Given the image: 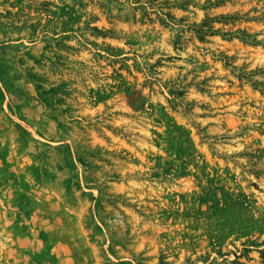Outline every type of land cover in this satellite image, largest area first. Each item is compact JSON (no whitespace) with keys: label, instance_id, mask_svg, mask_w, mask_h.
Instances as JSON below:
<instances>
[{"label":"rangeland","instance_id":"1","mask_svg":"<svg viewBox=\"0 0 264 264\" xmlns=\"http://www.w3.org/2000/svg\"><path fill=\"white\" fill-rule=\"evenodd\" d=\"M263 252L264 0H0V264Z\"/></svg>","mask_w":264,"mask_h":264},{"label":"trees","instance_id":"2","mask_svg":"<svg viewBox=\"0 0 264 264\" xmlns=\"http://www.w3.org/2000/svg\"><path fill=\"white\" fill-rule=\"evenodd\" d=\"M169 16V15H168ZM163 23H164V21H163ZM207 24L205 23V24H203L202 26H200V27H197V29H195V32L197 33V35H198V37H199V39L201 40V41H203L204 39H205V37L208 35V34H214L215 33V31L213 30V29H211L210 27H208V26H206ZM208 27V28H207ZM245 36H248L249 37V35H247V33H243ZM225 36H232V34L231 33H226L225 34ZM155 67V66H154ZM182 93H180V92H178V91H172L171 92V95L173 96V98H177L178 96H180ZM249 249L248 248H246V249H244V251L247 253V252H249L248 251ZM245 255H244V253H241L239 256H237L236 258H237V260H239V259H241V258H243ZM262 257L264 258V252L262 253ZM238 264H241L240 262H238Z\"/></svg>","mask_w":264,"mask_h":264}]
</instances>
